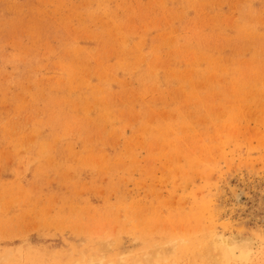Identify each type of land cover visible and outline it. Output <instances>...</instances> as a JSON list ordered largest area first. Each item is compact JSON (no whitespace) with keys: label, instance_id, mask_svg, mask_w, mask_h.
I'll list each match as a JSON object with an SVG mask.
<instances>
[{"label":"rangeland","instance_id":"rangeland-1","mask_svg":"<svg viewBox=\"0 0 264 264\" xmlns=\"http://www.w3.org/2000/svg\"><path fill=\"white\" fill-rule=\"evenodd\" d=\"M237 232L264 264V0H0V264Z\"/></svg>","mask_w":264,"mask_h":264},{"label":"bare ground","instance_id":"bare-ground-1","mask_svg":"<svg viewBox=\"0 0 264 264\" xmlns=\"http://www.w3.org/2000/svg\"><path fill=\"white\" fill-rule=\"evenodd\" d=\"M242 234L240 232L239 233L237 232V233H232L229 236H225L221 233L220 234L215 233L211 237L210 241L206 240L207 244L205 243L206 245H204V247H198V248H200L201 252L204 253L202 256H205L204 258H206V259L208 258L212 262L211 264H247L248 262L250 263L252 261V259L254 258V256H256V254L258 253V250H256L257 249L256 248L257 247V240L252 236H248V235L244 236ZM106 239L109 240V238H106ZM108 240H106V241L103 240L104 241L103 243H102V241L100 242V243H102V249H101L102 254H104L113 245L112 244L113 242L108 241ZM167 243L168 242H166V245H168ZM170 246H171V248L168 245L167 247L162 248V250H160V251L157 248V250H156L157 252H154L155 251V249H154L151 253L148 252L145 255L147 256L148 259H149V257H153V258L158 257L159 259L160 258L162 259V257H165V255H171L173 253V251H174L173 246L174 245H170ZM167 248H170V249H167ZM153 252H154V254H153ZM116 256L118 257V260H117L118 264H125V262L127 261V258L130 256V254H129V251H126L123 253H118ZM196 257L201 258L200 255H197ZM91 258L92 257H90V259ZM135 258H136V256H135ZM141 258H142V256H141ZM153 258H152V260H153ZM161 259L159 260V262L162 261ZM165 259H166V257H165ZM154 260H156V258ZM133 261H134V259H133ZM149 261H151V260H149ZM90 262L92 264H100V262L102 263V259L101 258H99L97 260L92 259V260H90ZM156 262H158V261H156ZM136 264H139V263H136ZM193 264H194V262H193ZM209 264H210V262H209Z\"/></svg>","mask_w":264,"mask_h":264}]
</instances>
